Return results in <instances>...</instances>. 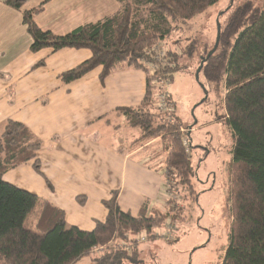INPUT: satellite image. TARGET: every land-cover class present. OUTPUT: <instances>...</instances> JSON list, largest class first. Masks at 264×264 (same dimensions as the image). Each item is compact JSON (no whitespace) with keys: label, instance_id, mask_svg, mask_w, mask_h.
<instances>
[{"label":"trees","instance_id":"obj_1","mask_svg":"<svg viewBox=\"0 0 264 264\" xmlns=\"http://www.w3.org/2000/svg\"><path fill=\"white\" fill-rule=\"evenodd\" d=\"M48 1L22 12L23 24L33 40L32 52L90 50L92 57L88 61L61 76L66 84L97 68H102V81L121 66L147 73V89L141 105L118 112L131 128L139 131L136 143L162 140L160 144L165 148L160 155L166 154L167 167L177 173L179 184L185 187L188 196L194 197L195 173L191 161L194 147L188 139L189 129L184 134L183 124L174 116L171 122L168 119L155 125V115L149 109L154 105L152 80L142 61L151 62L158 44L172 38L179 25L203 15L222 0H116L119 4L116 13L65 36L44 32L35 22V16ZM24 4L25 0L7 2L18 11H22ZM231 9L224 28L217 23V37L218 26L221 27L218 49L200 73L205 79L204 89L219 93L224 86L225 122L234 137L230 162L232 225L220 264H264V3L256 6L254 1H246L236 7L232 5ZM216 41L217 38L214 45L205 49L198 68ZM197 47V41H193L186 52L189 59L194 58ZM176 59L167 60L161 71L168 81L175 73L188 69L181 67ZM42 145L28 127L17 122H6L0 133V264H77L85 257H92V264L137 263L138 249L132 256L127 250L112 247L98 255L93 251L112 244L115 238L125 239L126 234L146 232L152 236L156 228L170 219H181L185 213V208H178L173 201H168L167 206L176 207L168 211L153 208L146 202L138 216L133 217L119 207L118 193L113 192L103 202L108 211L106 220L97 222L93 231L68 227L62 210L3 181L6 173L31 162L35 171L42 174L38 160ZM171 170L169 176L173 175ZM37 206L41 212L35 230H28L25 223ZM175 211L178 213L171 217Z\"/></svg>","mask_w":264,"mask_h":264},{"label":"crops","instance_id":"obj_2","mask_svg":"<svg viewBox=\"0 0 264 264\" xmlns=\"http://www.w3.org/2000/svg\"><path fill=\"white\" fill-rule=\"evenodd\" d=\"M8 1L0 0V133L6 122H17L43 145L38 152L42 174L31 162L6 173L3 181L62 210L70 227L86 232L106 220L103 202L113 192L118 193L119 207L133 217L146 202L165 210L163 165L151 167L140 149L116 147L108 135L111 116L143 102L147 73L119 68L102 81V68H97L64 83L61 76L88 61L91 51L32 52L22 12L45 0H25L22 11L8 6ZM118 10L116 0H49L35 22L44 32L65 36ZM129 141L126 147L133 144Z\"/></svg>","mask_w":264,"mask_h":264},{"label":"rangeland","instance_id":"obj_3","mask_svg":"<svg viewBox=\"0 0 264 264\" xmlns=\"http://www.w3.org/2000/svg\"><path fill=\"white\" fill-rule=\"evenodd\" d=\"M246 1H254L256 6L264 3V0H222L203 15L197 16L187 24L179 25L172 38L158 44L156 58H151V62L142 61L143 68L148 69V75L152 80L154 105L149 109L155 115V125L168 119L171 122L174 116L183 124L184 134L186 129H189L188 139L194 147L191 161L195 173L192 185L196 196H188L185 187L179 184L177 173L167 167L166 154L160 155L165 148L164 144L163 148L162 144H159L161 139L149 143L133 142L139 138V131L129 128L121 114L110 117L112 126L108 135L113 136L111 142L116 147L123 146L131 152L140 149V156L145 158L151 167L160 168L163 165L167 188L165 211L176 207H168V201L177 203L178 208H185L181 219H170L164 226L156 228L152 236L146 232L136 235L130 233L125 235V239L115 238L112 244L100 247L104 251L111 247L120 251L127 249L131 256L138 249V262L127 261L125 264H220L224 257L232 225L230 162L234 137L225 122L224 86L219 93L210 92L207 87L205 89L203 87L205 85L203 76H199V80L196 79V72L205 49L212 43L214 45L218 21L224 28L226 19L232 11L230 7L232 5L236 7ZM193 41H197L198 50L194 58L189 59L186 52ZM163 53L162 58L168 56V59L165 57L159 60L158 56ZM175 58L181 67L188 69L175 73L172 80L168 81L163 78L161 71L167 60L172 61ZM127 68L121 66L119 70ZM163 93H168L171 97L169 112H163L158 107V96ZM206 98L208 100L204 102ZM127 138L133 143L128 145L129 147L125 146ZM170 170L173 175L169 176ZM167 178L170 180L167 181ZM40 212L41 207L37 206L25 223L26 229L35 230ZM177 213L175 211L171 217H175ZM163 234H168L171 238L167 240ZM142 235L145 236L144 241L139 239ZM93 253L102 254L95 250ZM91 259L85 257L77 264H92Z\"/></svg>","mask_w":264,"mask_h":264},{"label":"built area","instance_id":"obj_4","mask_svg":"<svg viewBox=\"0 0 264 264\" xmlns=\"http://www.w3.org/2000/svg\"><path fill=\"white\" fill-rule=\"evenodd\" d=\"M164 55V53L163 54H161V56L159 55L158 56V58H159V60H162L163 58H165V57H163L162 58V56ZM156 58V57H155ZM150 65V64H149ZM155 72V71H154ZM158 107H159V109L161 110V111H163V112H169L170 111V109H171V104H170V102H169V94L168 93H163L162 95H160V96H158ZM184 145L186 146V147H188V143L186 142V141H184ZM167 188H166V186L163 188V195L166 197L167 196V190H166ZM146 234V233H145ZM163 236H165L166 237V239L167 240H169L170 238H171V236L169 237V235L168 234H163ZM139 239L140 240H142V241H144L145 240V236L144 235H142V236H140L139 237ZM95 251H97L98 253H102L103 251H104V249L103 248H96V249H94ZM125 250H127V249H125ZM128 251V250H127Z\"/></svg>","mask_w":264,"mask_h":264},{"label":"water","instance_id":"obj_5","mask_svg":"<svg viewBox=\"0 0 264 264\" xmlns=\"http://www.w3.org/2000/svg\"><path fill=\"white\" fill-rule=\"evenodd\" d=\"M220 32H221V27L219 25L218 26V37H217L216 45H215L214 49L208 54V56L205 59L202 60L201 65H200V67L198 68V70L196 72V79L197 80H199V76H200V73L202 71V68H203L205 62L208 61L216 53V51L218 49L219 42H220Z\"/></svg>","mask_w":264,"mask_h":264}]
</instances>
